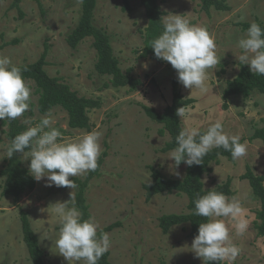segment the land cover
<instances>
[{
  "label": "rangeland",
  "instance_id": "1",
  "mask_svg": "<svg viewBox=\"0 0 264 264\" xmlns=\"http://www.w3.org/2000/svg\"><path fill=\"white\" fill-rule=\"evenodd\" d=\"M226 3L229 10L211 9L206 13L200 9L199 0H159L163 19L182 15L191 25L206 28L216 43L220 63L207 72V91L196 88L191 91L179 83L181 93L195 100L191 107L185 108L186 115L180 122L182 129H207L219 120L227 134L239 135L242 143H246L244 157L237 160L220 157L218 163L211 164V171L203 175L202 181L205 188H212L230 177L232 194L227 196L239 198L242 216L248 221L246 232L238 235L234 222L221 218L229 227L231 242L239 248L236 260L225 262L264 264V236L256 229L260 203L252 195L248 181L241 178L247 166L254 173L264 175V142L250 139L254 129L264 125V94L253 91L246 97L222 95L226 80L233 78L239 69L242 50L237 41L246 33L239 23L255 19L264 23V0H226ZM122 4V0H97L93 21L109 34L120 68L131 69V74L141 80L134 90L128 86L114 87L107 75L96 73V51L91 37L82 39L75 48L67 44L66 36L78 22L80 0H20L18 8L12 6V0H0V56L21 65L36 61L47 47L44 66L47 74L60 77L81 96L99 99L100 106L87 111L92 123L89 131L70 128L67 114L59 106L51 109L52 127L62 133L59 142H76L94 130L101 134V154H106L99 174L89 182L85 197L90 217L98 225L97 231L113 225L104 231L111 241L109 261L112 264H160L161 260L166 264H204L190 249L193 239L189 236L188 223L173 225L165 234L158 226L161 214L187 212L186 196L173 191L145 199L142 185L151 180L150 166L171 178L184 176L185 165L177 167L169 157L172 150L161 151L168 133H160L162 124L151 120L142 108L143 104L162 112L171 103L172 79L177 73L168 62L140 56L142 30L146 26L144 8L139 0H129V11L123 10ZM30 89L29 110L19 119H30L31 126H35L45 114L36 109L38 96ZM4 131L0 124V170L7 157L8 140ZM21 159L29 170L30 158L21 153ZM3 182L0 174V264H31L22 237L19 208L27 213L45 252L44 264H68L54 247L59 223L47 208L57 201H69L71 192L75 202L76 187L73 190L47 187L44 180L36 181L34 189L25 191L14 201L1 194Z\"/></svg>",
  "mask_w": 264,
  "mask_h": 264
},
{
  "label": "clouds",
  "instance_id": "2",
  "mask_svg": "<svg viewBox=\"0 0 264 264\" xmlns=\"http://www.w3.org/2000/svg\"><path fill=\"white\" fill-rule=\"evenodd\" d=\"M162 25L161 34L150 42L156 58L170 63L184 88L207 91V72L220 63L214 38L206 28L191 25L179 14L165 17ZM237 46L242 50L239 63L247 65L252 74L264 75V28L252 22L244 36L238 39ZM30 102L31 89L23 79L22 69L9 57L0 56V120L12 121L21 117L29 110ZM176 114L180 119L184 118L185 108L179 107ZM53 121L51 109L35 126H31L30 119H25L23 123L29 127L12 139L6 149L7 157L22 152L30 158L29 175L35 181L44 180L47 187L73 190L76 185L70 177L97 169L101 134L94 130L85 133L76 142H59L62 133L52 127ZM240 140L239 135L227 134L219 120L203 132L196 127H185L179 131L177 146L169 157L177 167L181 162L191 167L202 164L203 157L213 148H223L231 153L233 160H237L247 154V145ZM25 149L30 151L26 153ZM71 193V206L69 201H57L47 208L59 223L57 238L51 241L68 264H97L110 249V236L106 232L98 235L94 218H82L83 214L75 206ZM194 205V215L206 220L199 223L191 251L204 264L234 262L239 248L231 242L229 227L221 218L234 222L238 235L246 232L248 221L242 216L243 205L239 198L210 190L202 196L197 194ZM42 227L47 229L45 225Z\"/></svg>",
  "mask_w": 264,
  "mask_h": 264
},
{
  "label": "trees",
  "instance_id": "3",
  "mask_svg": "<svg viewBox=\"0 0 264 264\" xmlns=\"http://www.w3.org/2000/svg\"><path fill=\"white\" fill-rule=\"evenodd\" d=\"M97 0H80V15L77 24L71 29L66 36V42L71 48H75L77 44L86 37L92 38V46L96 51V62L94 69L99 75H107L110 84L114 87L128 86L129 90H134L141 84V80L131 74V69L123 71L119 66V60L114 55L110 42L109 34L102 28L98 27L93 21V11ZM20 0H12V6L19 7ZM140 5L144 8L146 17V26L142 30V48L140 50L141 57H148L157 61L151 48V41L158 37L163 30L164 11L159 5V0H139ZM122 9L130 10L129 0H122ZM200 9L209 13L211 9L226 11L230 6L226 0H199ZM253 22L260 24L264 28V23L258 19ZM252 22L239 23L243 31H247ZM1 47V46H0ZM47 47L41 53L40 57L31 63L16 65L22 69V76L26 84L33 88L34 93L38 96L36 109L41 114H46L49 109L55 106L61 107L67 114V124L70 128L86 129L89 131L92 127L87 111L100 106L99 99L81 96L76 90L63 82L60 77L50 76L44 69L46 65ZM26 67V70H24ZM28 82H31L30 85ZM253 91L264 94V75L252 74L247 65L239 64L236 75L227 79L222 95L227 98L230 95L246 97ZM194 98L185 97L179 88L177 75L172 79V99L162 112H158L153 107L143 105L142 108L151 120L161 123L163 131L169 135L168 140L161 147V151L173 150L176 145V137L182 130L180 118L177 116L179 107H191ZM224 106H226L224 104ZM25 114V113H24ZM40 122V120L38 121ZM0 124L5 127V135L8 140L7 147L12 139L19 133L27 130V125L19 119L9 121L7 119L0 120ZM206 129H200L203 132ZM250 139H260L264 142V125L254 129ZM242 143V140H240ZM6 147V149H7ZM26 152L30 149H25ZM22 152L14 153L13 157H6V163L0 170V174L4 177L1 188L3 196H10L17 201L21 195L28 190L34 189L36 181L29 175V170L22 164ZM105 152L98 157V167L95 171L86 172L83 178L78 176L70 177L76 185L75 206L82 212L83 219L90 217L89 207L86 202L85 192L90 180L99 174L100 166L103 162ZM220 157H226L232 160L231 153L223 148H213L202 159V164L187 166L184 162V176L182 178H171L164 175L159 169L150 166L151 180L144 183L145 199L149 200L153 195L162 192L183 193L187 198V212L185 213H165L158 217V226L162 233H167L171 226L188 223L190 226L189 236L194 239L198 234L199 223L205 222L206 218L194 215V200L197 194L204 195L210 190L222 192L226 196L231 195L230 188L231 178L228 177L224 182L215 185L212 188H205L202 177L205 173L210 172L212 163H218ZM58 171V170H57ZM242 179H246L252 191V195L259 200L260 207L256 212L257 233L264 236V175L256 174L247 166ZM20 224L23 241L27 248L29 260L31 264H44L45 252L39 244L38 238L33 231L27 213L19 208ZM112 224L104 227L101 231H97L98 235L105 230H110ZM59 229V226L57 227ZM109 252L105 253L97 264H112L109 261ZM160 264H166L164 260ZM220 264H227L225 261Z\"/></svg>",
  "mask_w": 264,
  "mask_h": 264
}]
</instances>
